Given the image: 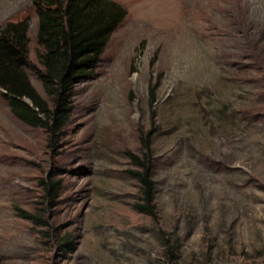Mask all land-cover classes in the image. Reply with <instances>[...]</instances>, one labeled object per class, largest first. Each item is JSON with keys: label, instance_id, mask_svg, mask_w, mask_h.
<instances>
[{"label": "rangeland", "instance_id": "1", "mask_svg": "<svg viewBox=\"0 0 264 264\" xmlns=\"http://www.w3.org/2000/svg\"><path fill=\"white\" fill-rule=\"evenodd\" d=\"M110 1L126 16L60 131L0 90V264H264V0ZM23 19L53 109L34 6L0 0V30ZM136 159L155 217L133 207Z\"/></svg>", "mask_w": 264, "mask_h": 264}, {"label": "trees", "instance_id": "2", "mask_svg": "<svg viewBox=\"0 0 264 264\" xmlns=\"http://www.w3.org/2000/svg\"><path fill=\"white\" fill-rule=\"evenodd\" d=\"M37 16V45L42 70L37 73L54 97L53 109L32 86L29 64L28 21L8 22L0 30V90L11 112L24 124L53 135L68 122L74 85L96 68L104 47L126 16L125 9L110 0H31ZM28 101V102H26ZM153 98L151 99V103ZM132 173L141 187L139 213L155 217V183L149 159L135 161ZM56 193L55 183H47ZM22 217L33 221L28 214Z\"/></svg>", "mask_w": 264, "mask_h": 264}, {"label": "water", "instance_id": "3", "mask_svg": "<svg viewBox=\"0 0 264 264\" xmlns=\"http://www.w3.org/2000/svg\"><path fill=\"white\" fill-rule=\"evenodd\" d=\"M26 102H28V101H26Z\"/></svg>", "mask_w": 264, "mask_h": 264}]
</instances>
